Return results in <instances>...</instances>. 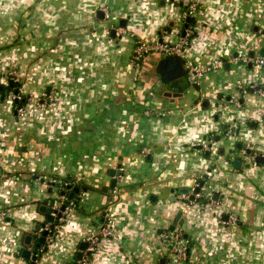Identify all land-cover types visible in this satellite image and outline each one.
I'll use <instances>...</instances> for the list:
<instances>
[{
	"label": "crops",
	"instance_id": "0c3cea01",
	"mask_svg": "<svg viewBox=\"0 0 264 264\" xmlns=\"http://www.w3.org/2000/svg\"><path fill=\"white\" fill-rule=\"evenodd\" d=\"M198 1L185 76L171 86L169 57L130 61L138 40L178 39L176 0H0V264L32 263L22 251L35 254L52 183L79 190L36 264H76L81 252L88 264H264V163L240 150V166L226 160L238 143L264 155V71L231 59L239 47L264 53V0ZM187 59L224 64L193 83ZM103 227L111 233L86 255L84 239ZM175 229L189 240L185 260L161 242Z\"/></svg>",
	"mask_w": 264,
	"mask_h": 264
},
{
	"label": "built area",
	"instance_id": "2783aa9c",
	"mask_svg": "<svg viewBox=\"0 0 264 264\" xmlns=\"http://www.w3.org/2000/svg\"><path fill=\"white\" fill-rule=\"evenodd\" d=\"M177 3L182 7V16L185 20V27L182 32L179 33L178 39L174 42H164V41H148V40H138L136 43V47L134 53L131 57L130 66L137 70L143 60L152 52H159L164 54L167 57L177 56L180 58L185 57V48L189 43V37L194 33V28L190 26L191 21L199 10V1L198 0H176ZM105 17H109V13L105 11ZM190 18V21L187 20ZM234 62L250 64L252 67L257 69L258 71H264V53L252 54L250 51L245 49L244 47H239L235 54L231 57ZM224 60L215 59L213 62L209 64H203L200 62H195L193 60L187 59L185 61L186 66V76L187 78L193 82L198 83L202 78L206 71L211 70L212 68H218L223 66ZM20 72L19 71H9L5 74L7 79H12L14 82L20 81ZM256 84V83H255ZM255 87V85H253ZM260 95L264 97V81L261 83L258 88ZM17 113L22 115L24 113L23 107L17 108ZM264 121V110L261 116ZM205 149H211V145L205 144ZM198 197L201 196V193L196 194ZM65 200V196H62ZM64 203V201H63ZM76 202L74 200H70L69 204L66 207V210L63 211V214L66 213L71 207L75 206ZM219 219L223 220V215H219ZM232 221L235 222V218L231 217ZM56 227V226H55ZM47 228H49V224H47ZM44 228L41 229V231ZM55 229V228H54ZM111 233L108 227H103L99 231L89 235L84 239L85 242L88 243V247L84 250L86 255H92L95 253L97 244L100 242L101 238L109 235ZM55 232L54 230L47 236V242L52 241L54 238ZM161 242L163 245L167 247L169 253L175 259L185 260L189 255V240L184 236V233L181 230H164L160 233ZM44 245V244H43ZM44 247L41 246L39 249H35V254L38 256L40 251ZM39 250V251H38ZM84 255V254H83ZM91 257V256H90ZM89 258H80L76 264H88Z\"/></svg>",
	"mask_w": 264,
	"mask_h": 264
},
{
	"label": "water",
	"instance_id": "95a60500",
	"mask_svg": "<svg viewBox=\"0 0 264 264\" xmlns=\"http://www.w3.org/2000/svg\"><path fill=\"white\" fill-rule=\"evenodd\" d=\"M98 16L101 18L104 17V12L102 10L98 11ZM188 21H190V18L188 19ZM124 24V23H123ZM111 35L115 36L116 35V30L113 29L111 31ZM160 70L164 73V81L165 83H169L171 86L174 85V81L176 80H182L184 79L185 76V71L184 68L182 66L181 63V59L177 56H172L169 58H166L162 61L161 63V68ZM10 86L13 88L15 85L14 80H10L9 82ZM4 86L1 85L0 86V90H3ZM16 93H18V91H16ZM169 95L172 94L171 92L168 93ZM176 95H182L181 92H176ZM20 102V98L17 97L16 98V103ZM233 131V132H232ZM237 131V129H233L231 130V132L233 134H235ZM228 132V131H227ZM235 150H240L243 151L244 155L246 156H254V160L256 163H264V155L262 154H258V155H254V151L250 148L247 147V145L245 143H238L234 149H232L229 154L227 155L226 160L230 159L232 161H234L235 166H240L242 164V160L235 158L234 156H232L231 154L234 153ZM225 160V161H226ZM111 175L113 177V181H112V186L115 187L116 182H117V175H120V170L118 169H114L111 171ZM209 178V175L206 174L204 176V180L199 184V186L195 189L196 193L201 192L203 186L206 184V180ZM52 186H56L58 188V192L56 193V195L53 197V201L51 199V205L49 206L48 204L42 205L41 206V210L43 211L44 214H46L45 217V222L41 223V224H37L35 226V229L40 231L42 236L38 239L37 243H35V249H39L43 244L46 243V238L47 236L54 230L55 226L57 225V223L60 221V219L63 218V211L66 210L67 205H65L64 203H61L59 206L56 205L57 202L59 201V199L62 198V196H69L70 198L73 197V194L71 193L69 195V191H67L65 189L66 184H52ZM52 188V187H51ZM62 188V190H61ZM71 188V185H68V189ZM79 189L75 188V192H77ZM183 193L189 194L190 190L189 189H183ZM51 194H52V189L50 190ZM192 199H195V195L191 196ZM47 224H49V228H47ZM44 228L42 231L41 229ZM174 228V226L172 227ZM33 240L34 237L33 235H27L26 240H25V244L28 246H31L33 244ZM88 247V243L87 242H83L81 245V249L85 250ZM83 252L78 254V258H82ZM22 255L27 258V259H31L32 263L31 264H36L37 258L38 256L36 254H33L31 250L25 249L22 251Z\"/></svg>",
	"mask_w": 264,
	"mask_h": 264
},
{
	"label": "trees",
	"instance_id": "16d2710c",
	"mask_svg": "<svg viewBox=\"0 0 264 264\" xmlns=\"http://www.w3.org/2000/svg\"><path fill=\"white\" fill-rule=\"evenodd\" d=\"M17 85V84H16ZM53 184V183H52ZM55 184V183H54ZM56 184H58V183H56ZM63 184H66V183H61V185H63ZM68 185H71V184H66V186L65 187H67L68 188ZM57 188V187H56ZM58 189V188H57ZM62 190V189H61ZM71 193L69 192V195H70ZM72 194H73V197L72 198H70L69 196H66V198H65V201H64V204L65 205H68L69 204V202H70V200H74L75 201V198H74V195H75V191H73L72 192ZM76 202V201H75ZM60 222V221H59ZM58 222V223H59ZM57 223V224H58ZM56 231V228L54 229V232ZM44 245H46V243L44 244Z\"/></svg>",
	"mask_w": 264,
	"mask_h": 264
},
{
	"label": "rangeland",
	"instance_id": "374dc122",
	"mask_svg": "<svg viewBox=\"0 0 264 264\" xmlns=\"http://www.w3.org/2000/svg\"><path fill=\"white\" fill-rule=\"evenodd\" d=\"M14 70L18 71V69H16V68H13V69H12V71H14ZM10 71H11V70H10ZM261 76H262V74H260V75H258V76H255V75H254V78H258V79H260ZM21 77H22V76H20V78H21Z\"/></svg>",
	"mask_w": 264,
	"mask_h": 264
}]
</instances>
